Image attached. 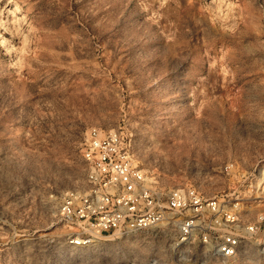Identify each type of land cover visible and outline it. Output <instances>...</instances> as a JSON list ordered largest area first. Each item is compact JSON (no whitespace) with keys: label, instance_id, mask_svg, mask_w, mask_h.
<instances>
[{"label":"rangeland","instance_id":"obj_1","mask_svg":"<svg viewBox=\"0 0 264 264\" xmlns=\"http://www.w3.org/2000/svg\"><path fill=\"white\" fill-rule=\"evenodd\" d=\"M93 128L167 186L263 211L220 172L264 171V0H0V264H114L57 217Z\"/></svg>","mask_w":264,"mask_h":264},{"label":"built area","instance_id":"obj_2","mask_svg":"<svg viewBox=\"0 0 264 264\" xmlns=\"http://www.w3.org/2000/svg\"><path fill=\"white\" fill-rule=\"evenodd\" d=\"M83 157L85 186L67 191L57 209L69 247L104 248L114 264H235L242 256L264 264V210L250 217L240 186L214 193L199 183L167 186L139 167L117 131L91 129ZM261 173L234 162L220 172L249 182L264 205Z\"/></svg>","mask_w":264,"mask_h":264},{"label":"bare ground","instance_id":"obj_3","mask_svg":"<svg viewBox=\"0 0 264 264\" xmlns=\"http://www.w3.org/2000/svg\"><path fill=\"white\" fill-rule=\"evenodd\" d=\"M3 46H4V45H3ZM6 51H7V50H6ZM262 173L264 174V171H263ZM263 174H262V175H263ZM262 175H261V176H262ZM262 177H263V176H262Z\"/></svg>","mask_w":264,"mask_h":264}]
</instances>
